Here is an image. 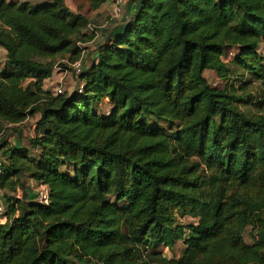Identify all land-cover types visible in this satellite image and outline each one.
Listing matches in <instances>:
<instances>
[{
    "label": "trees",
    "instance_id": "1",
    "mask_svg": "<svg viewBox=\"0 0 264 264\" xmlns=\"http://www.w3.org/2000/svg\"><path fill=\"white\" fill-rule=\"evenodd\" d=\"M88 24L66 0L0 1V133L38 112L45 127L0 145V189H50L49 205L5 194L0 264H264V0H141L82 88L46 89Z\"/></svg>",
    "mask_w": 264,
    "mask_h": 264
},
{
    "label": "crops",
    "instance_id": "2",
    "mask_svg": "<svg viewBox=\"0 0 264 264\" xmlns=\"http://www.w3.org/2000/svg\"><path fill=\"white\" fill-rule=\"evenodd\" d=\"M16 1H22V2L23 1H29L31 3L33 2L36 4H40V3L44 2V0H16ZM66 3L68 4V6L71 8V10L73 12H75V13L81 12L83 15H86V13L83 11V8L80 9L79 5L76 1L66 0ZM140 3H141V0H132L131 3H129V5L126 6V10H125V13L123 14V16L118 17V18L112 17V15L110 13V12H112V9H111L112 5H110L109 2L108 3L106 2L100 8H98L96 10H91V12L87 13L86 16L89 20V23L93 22V23L97 24L96 26L100 25L99 26L100 28H99V33L95 36V38L85 45V48H87L86 50H84L85 57L84 58L82 57L84 55L81 56L83 58L84 68L88 67L94 60L97 59V57H98L97 50L101 44L108 41L115 33L123 30L125 23L127 21H129L130 18L133 17L137 13V11L139 10ZM88 14H90V15H88ZM112 19H115V20L113 22H111ZM103 20L105 21V23H102ZM259 51L262 55H264V43H262L260 45ZM1 56L6 57V50L0 46V57ZM3 64L5 67V61H3ZM3 68L0 67V69H3ZM64 73L59 72L56 69L53 73L54 74L53 79L51 80L49 78L47 80V84L45 85V88L49 89V90H55V88L59 84V83H57L58 80H61V78H63L64 75H66V77H65L66 84L65 85L68 86L72 83V87H74V88L77 87L76 85H78L79 83L81 85V81L77 78V76H73L72 74L70 76H68V73H65V74ZM206 73H207V71H206ZM55 83H56V85L54 86ZM69 90L71 93L75 89L71 90V88H70ZM108 102L109 101L107 98L103 99V101L101 102V106H100L101 111L104 109L103 106L109 104ZM109 109H110V107H108L106 110H109ZM34 116H38V120H39V118H41V113L38 112ZM32 117H28L22 123L12 124L4 132L0 133V145L6 141L11 142L10 140L12 139V144L15 147L28 146L29 140L31 138H33L34 136H36V134H41L45 128L44 126L38 128V124H36L33 127L32 131H28L26 124H28V121H30L29 119ZM25 137H28V139L26 140ZM29 180H30V182L33 181L36 183V181H34L33 179H29ZM1 191L2 190H0V198H3L1 196ZM180 248H182L181 244H180ZM176 250H177V248H176Z\"/></svg>",
    "mask_w": 264,
    "mask_h": 264
},
{
    "label": "rangeland",
    "instance_id": "3",
    "mask_svg": "<svg viewBox=\"0 0 264 264\" xmlns=\"http://www.w3.org/2000/svg\"><path fill=\"white\" fill-rule=\"evenodd\" d=\"M83 1V6H82V8H83V11L86 13V15H87V13L88 12H91V10H90V8H89V6L88 5H86L85 3H84V0H82ZM131 1L132 0H126V2H125V4H124V12H123V14L125 13V10H126V6L127 5H129V3H131ZM109 1H107V3H108ZM33 3V2H32ZM110 3V2H109ZM33 4H36V3H33ZM111 5V4H110ZM111 9H112V12H110L111 13V15H112V17L114 18V14H113V7H111ZM88 15H90V14H88ZM123 16V15H122ZM89 17V16H88ZM111 17V16H110ZM115 19H112L111 20V22H113ZM102 23H105V21L103 20L102 21ZM92 25L93 26H96L97 24H95V23H93L92 22ZM107 25V24H106ZM100 26V25H99ZM98 26V27H99ZM98 30H99V28H98ZM82 56V55H81ZM85 57V53H84V56H83V58ZM5 58L6 57H0V67L1 68H3L4 67V64H3V61H5ZM83 61V60H82ZM60 63H62V64H64V66H60L61 68L60 69H58V71L59 72H65V73H68V76H70L71 74L73 75V76H76V75H74L75 74V72H74V69L70 66V64H69V62H68V60H66V59H60ZM82 66H83V62H82ZM85 68H84V66H83V70H84ZM64 73V74H65ZM63 74V75H64ZM206 76L209 78V80H210V82L212 83V84H215V83H217V79L215 78V76H214V74H212L210 71H207V73H206ZM53 77H54V74L50 77V79L52 80L53 79ZM65 77H66V75H64V77L63 78H61V80H58V82L57 83H59L58 84V86H62L63 87V89H64V91H67V92H70V88H71V90H74V89H77V88H79L80 87V83L78 84V85H76L77 87H72V83L70 84V85H65L66 84V80H65ZM78 78V77H77ZM60 81V82H59ZM56 85V83L54 84V86ZM110 105L108 104V105H105V106H103V112H107V108L109 107ZM32 117V116H31ZM40 119L41 118H39V120H38V116H34L33 115V117L32 118H30L29 120L30 121H28V124H26V127L28 128V131H32V129H33V127L36 125V124H38L39 123V121H40ZM25 126V125H24ZM39 128V127H38ZM26 138V140L28 139V137H25ZM6 147H10L9 145H5ZM22 181H23V183H24V185H25V188L26 189H24L22 186L21 187H18L15 191H5V190H3V192L1 191V196L3 197V199L5 200V198L4 197H6L5 196V194L7 195V197L6 198H18V194H20V195H22V198H24V194L25 193H27L28 192V196H29V198H31V192L33 191V189H34V187H35V185H36V183L35 182H33V181H31L30 182V180L27 178V177H24L23 179H22ZM1 190V189H0ZM19 199V198H18ZM197 223V219L196 218H193V217H190V216H180L179 217V223L180 224H184V225H187V224H189V223ZM245 238H246V240L248 241V242H252V239L249 237V233H248V231L245 233ZM181 249L182 248H180V244L177 246V250H175V253L173 252H170L168 249H164V248H162V250L165 252V255L167 256V257H171V256H174V255H176V256H180V254H181Z\"/></svg>",
    "mask_w": 264,
    "mask_h": 264
},
{
    "label": "built area",
    "instance_id": "4",
    "mask_svg": "<svg viewBox=\"0 0 264 264\" xmlns=\"http://www.w3.org/2000/svg\"><path fill=\"white\" fill-rule=\"evenodd\" d=\"M107 1H109L113 7L114 18L121 17L123 15V12H124L123 9H124V4H125L126 0H107ZM98 28H100V27L93 26L92 23L88 24L89 31L95 33V35H97L99 33ZM82 55H84V51L82 52ZM82 57H81V59H79L75 63L69 62L70 66L74 69L75 75L77 77L83 71V66H82L83 58ZM60 68H61L60 66L56 67L57 70ZM79 88H82V86L80 85ZM54 91L56 94H60V93L64 92V89L62 86H57ZM10 141L12 143V139ZM3 161H4V157L2 156V154L0 152V177L4 173ZM32 192H33V195H35L34 196L35 201H37L38 203L43 204V205H49V203H50V189H49V186L47 184L36 183ZM18 198L22 199V195L18 194ZM7 208L8 207H7V203L5 202V200L3 198H0V221L2 223L7 222V220H8Z\"/></svg>",
    "mask_w": 264,
    "mask_h": 264
}]
</instances>
